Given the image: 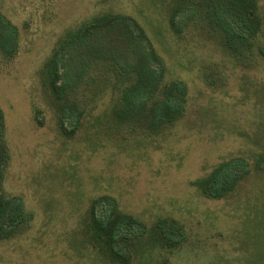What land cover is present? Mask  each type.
<instances>
[{"label": "rangeland", "instance_id": "1", "mask_svg": "<svg viewBox=\"0 0 264 264\" xmlns=\"http://www.w3.org/2000/svg\"><path fill=\"white\" fill-rule=\"evenodd\" d=\"M0 11L22 31L19 57L0 74L11 151L4 189L35 213L25 235L0 243V264H100L82 227L102 195L148 224L160 216L186 224L195 247L175 264H245L248 232L264 224V174H252L223 201L205 199L191 183L222 161L264 154V57L243 69L199 35L179 40L161 0H0ZM102 13L138 18L170 74L188 83V116L165 135L110 139L97 125L102 107L76 137L61 135L43 66L67 29ZM121 49L120 41L110 50L123 56ZM215 64L229 76L223 89L200 82L203 68Z\"/></svg>", "mask_w": 264, "mask_h": 264}, {"label": "trees", "instance_id": "2", "mask_svg": "<svg viewBox=\"0 0 264 264\" xmlns=\"http://www.w3.org/2000/svg\"><path fill=\"white\" fill-rule=\"evenodd\" d=\"M111 1L102 0L104 4ZM161 2L167 7L170 31L179 40L199 35L243 69L255 68L264 57V0ZM153 39L138 18L120 13L97 14L63 33L42 70L44 89L63 137H76L100 107L97 125L116 141L138 135L159 137L187 118L189 85L170 74ZM120 41L123 56L110 50ZM21 50L20 27L0 11V74L12 66ZM200 82L223 89L229 76L217 64L208 65ZM35 121L44 125L39 116ZM10 160L6 116L0 107V243L25 235L35 220L22 197L5 192ZM254 173L264 174V154L222 161L191 185L205 199L223 201ZM82 234L83 243L100 264H175L195 247L188 227L179 219L160 216L148 224L124 212L118 199L109 195L91 201ZM248 240L244 263L264 264L262 222L249 230Z\"/></svg>", "mask_w": 264, "mask_h": 264}]
</instances>
